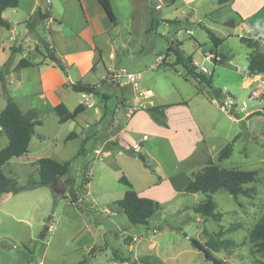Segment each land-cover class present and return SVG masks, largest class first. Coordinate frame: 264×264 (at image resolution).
<instances>
[{"label": "rangeland", "instance_id": "1", "mask_svg": "<svg viewBox=\"0 0 264 264\" xmlns=\"http://www.w3.org/2000/svg\"><path fill=\"white\" fill-rule=\"evenodd\" d=\"M128 1L116 3L120 25L115 39L119 46L125 43L130 53L128 56L119 53L120 49L115 50L116 61L121 59L122 64L113 73L124 68L128 72H143L138 83L141 89H153L156 101L192 100L195 107H200L197 117L202 115L205 120L209 117L202 124L213 163L223 169L256 171L257 180L249 185L255 191L249 197L239 196L238 201L226 191L213 194L217 211L223 216L220 221L205 219L193 210L204 200V194H173L171 187L176 191L179 184L144 190L147 180L129 164L125 169L139 191H148L147 195L162 207L150 219L148 227H133L114 203L126 192V187L119 182L123 171L115 168V151H112L115 149L111 145L115 139L105 143L101 158L91 154L77 156L82 140H67L71 125L58 127L50 114L42 120L44 128L40 130L50 137L48 141L42 144L34 141L29 159L13 158L3 167V173L19 187H26L30 178L38 179L37 157L58 162L75 158L70 168L74 183L68 184L63 193L40 187L0 195V264H78L84 258L88 259L86 264H214L195 248L191 239L206 246L224 264H264V254L255 249L250 239L252 230L264 216V116L253 114L264 106V76H249L251 50L239 39L252 36L242 34L241 28L233 30L225 25L231 15L221 9L217 0ZM154 19L160 21L159 26L156 32L148 34ZM235 20L240 21L238 17ZM205 27L224 39L220 46L215 47L211 42ZM176 40L183 43L182 49L187 55L194 56L200 71L206 68L204 73L208 77L212 75L213 86L228 94L224 100L226 112L217 108L205 93L198 94L197 84L184 77L181 66L169 68L173 55H166V50ZM259 50L264 53V42ZM210 53L217 55L216 65L214 59L212 62L206 59ZM112 82L115 81L112 79ZM10 88L13 95L24 90L15 84ZM20 105L24 109L28 106L21 101ZM84 118L97 119L96 108L87 111ZM236 136L239 138L233 143L231 156L220 161V151ZM104 139L106 135L102 134L101 141ZM186 140L191 146L195 137L189 135ZM209 159L204 158L202 164L206 165ZM199 164L200 160L196 159L188 168ZM85 168L91 180L87 193L77 190ZM172 171L171 167L167 168L168 173ZM59 194H65L66 198ZM76 196L92 206L97 228L88 216L70 205L69 200ZM166 219H175V228L181 230H173ZM122 233L123 237L115 236ZM105 242L108 244L105 251L89 256ZM115 250L121 255L116 259Z\"/></svg>", "mask_w": 264, "mask_h": 264}, {"label": "crops", "instance_id": "2", "mask_svg": "<svg viewBox=\"0 0 264 264\" xmlns=\"http://www.w3.org/2000/svg\"><path fill=\"white\" fill-rule=\"evenodd\" d=\"M18 1V8L8 9L3 13V19L10 24V29L0 25V70L8 63L10 86L15 84L16 87L24 88L17 95H13L10 88V95L23 114L34 110L41 122L35 128L28 152L20 158L29 159L34 141L41 144L48 141L50 137L42 134L40 130L44 128L42 120L51 114L58 127L71 125V131L68 132L75 133L74 138L82 140L83 155H94L95 151L103 150L105 143L113 139L123 148L133 147L142 152L162 175L161 182H158L156 174L147 169L138 158L130 157L119 149L112 150L115 151V168L123 171V175L128 177L140 197L153 200L147 192L152 188H160L163 184L169 187L179 184L176 191L171 187V192L183 194L189 180L205 168L202 160L207 157L211 159L205 134L207 132L202 124L209 120V117L207 120L202 115L198 118L197 111L200 107H195L192 100L178 98L160 102L155 100L156 93L150 87L141 89L139 83L135 86L126 77L125 81L122 78L118 82H112L113 71L122 64L121 59L116 61L115 50L120 49L119 53L127 55L130 53L125 43L119 46V41L115 39V31L120 25L116 3L121 0H110L116 24L110 21L98 0H51L49 6L42 4L41 0ZM230 5L231 9H228ZM219 6L228 11V16L231 15L228 21L233 20L236 23L237 26L232 28L233 30L241 28L242 34L252 37L254 30L264 32V0H233L227 5ZM39 9L48 12L46 19L37 16ZM236 17L240 19L239 22L235 20ZM52 54L58 58L56 63L49 57ZM111 55L114 58H111ZM209 55L214 56L213 53ZM22 59H26L33 66L15 70ZM193 59L198 67L194 56ZM213 59L216 65L217 55ZM58 63L65 66L67 74L57 66ZM123 70L128 72V69ZM135 74H139L140 79L143 76V72ZM258 76L260 75L252 77ZM77 82L95 85L98 94L72 91L70 85ZM100 94L107 95L108 99H104ZM167 95L170 93L167 92ZM4 97L3 93H0V113L6 105ZM20 101L22 104L27 103L26 109L21 107ZM212 103L226 112L225 107L215 101ZM80 105L84 107L83 113L75 120L60 123L66 112H73ZM151 106H165V125L154 122L143 110ZM92 108H96L98 118L85 119L87 111ZM102 134H105L107 139L101 141ZM189 135L195 137L191 146H188L186 140ZM7 144V135L0 127V151ZM196 159L200 160V164L189 169L188 166ZM129 164L147 180L148 185L144 189L148 190L147 192L139 191L129 171L125 169ZM168 167L173 169L172 173L167 172ZM69 203L75 206L70 200ZM174 220L166 219L165 222L175 227Z\"/></svg>", "mask_w": 264, "mask_h": 264}, {"label": "trees", "instance_id": "3", "mask_svg": "<svg viewBox=\"0 0 264 264\" xmlns=\"http://www.w3.org/2000/svg\"><path fill=\"white\" fill-rule=\"evenodd\" d=\"M175 2L176 0H168ZM233 0H217L219 5H227ZM99 4L107 14L108 18L113 24H116V16L113 11V7L110 0H98ZM42 4L46 3V0H41ZM19 7L18 0H0V25L4 28L10 29V24L3 19V13L8 9H16ZM37 16L41 19L48 17V12H42L39 9ZM175 23V21H172ZM242 22V21H241ZM160 21L154 19L151 27L147 30L148 34L156 32ZM230 28H235L237 25L233 20H229L225 23ZM211 42L215 47L220 46L224 39L219 38L214 32L206 28ZM240 42L244 44L251 53L248 56V74L253 75H264V53L261 52L260 45L264 42V32L254 30V37H239ZM183 43L176 40L173 41L167 48L166 55H173L174 61L170 67L176 69L181 66L184 70V77L186 79L193 80L197 86V92L205 93L212 101H215L221 107H225V98L228 96L222 89L216 88L212 83V75L208 77L203 71L195 65L192 55H187L182 49ZM47 51L50 49L46 47ZM161 56V55H160ZM159 56V57H160ZM53 62H57L58 58L52 54L49 56ZM33 65L26 59H22L17 65L15 70H21L24 68L32 67ZM57 66L67 74L66 68L62 63H58ZM8 63L3 66L0 70V82L2 85L3 93L5 94L6 105L0 113V127L3 132L7 135L8 144L0 151V195L2 194H17L25 190H34L40 187H51L57 186L59 178L67 179L70 177V168L74 159L67 162L60 163L50 158H40L37 160L38 164V175L37 180L30 178L26 187H19L14 179L6 177L2 171V168L8 164L13 158H20L26 155L29 149V145L32 137L35 135V128L41 124L37 119V114L34 110L23 114L19 106L9 93V76L10 71L8 69ZM72 91L76 93L85 94H98L97 87L95 85L86 84L83 82H77L70 85ZM104 99H108L105 94H100ZM264 100V95H263ZM149 114L151 119L159 125H165V106H151L143 109ZM84 107L78 106L73 112H66L60 119V123H65L69 120H75L81 113H83ZM255 115L264 116V106L261 110L254 112ZM76 137L75 133H70L67 136V140ZM239 138L236 136L232 143L227 144L219 154V160L223 161L228 159L233 152V143ZM113 149H119L130 157L138 158L142 164L149 169L153 174H156L158 182H161L163 177L158 173L157 169L147 159V157L137 150V148L128 147L123 148L119 146L118 141L111 143ZM83 147L78 151L77 156L83 155ZM88 168L83 171V179L81 185L78 187V192H86L88 185L91 180L87 177ZM257 180L256 171H245L238 169H223L220 166L213 163L209 159L206 163L204 170L197 174L194 178L190 179L187 186L184 189V193L188 195H195L202 193L206 198L194 207L196 214L200 215L205 219H212L220 221L222 214L217 211V206L213 202L212 195L219 191L228 192L236 201L239 196L249 197L254 193V188L249 187L250 184ZM119 182L126 187V192L122 199L116 200L115 205L122 208L126 217L133 227L136 226H149L150 219L153 215L161 210V205L148 198H143L138 195L134 190L133 185L125 175H122ZM71 186V184L69 185ZM65 195V194H64ZM64 195L59 194L61 198H66ZM78 211L85 214L90 218L91 224L94 228L97 225L94 223L95 215L90 210V206L79 201V197L76 196L71 201ZM171 226V225H168ZM173 230H181L172 226ZM104 236V232L101 234ZM116 237H123L124 234H115ZM187 237V235H185ZM250 239L258 252L264 254V216L259 223L254 227L250 234ZM127 241V240H126ZM195 248L205 254L206 259L214 264H224V262L216 258L209 249L200 243L198 240L191 239ZM108 244L105 242L103 246L94 248L89 256H95L99 252H103L107 249ZM115 258H119V251L115 250ZM87 258H84L78 264H86ZM147 264V263H144Z\"/></svg>", "mask_w": 264, "mask_h": 264}, {"label": "built area", "instance_id": "4", "mask_svg": "<svg viewBox=\"0 0 264 264\" xmlns=\"http://www.w3.org/2000/svg\"><path fill=\"white\" fill-rule=\"evenodd\" d=\"M46 4L49 6L51 4V0H46ZM111 58H113L114 56L111 55L110 56ZM214 58L213 55H207L206 56V59L207 60H212ZM203 72H207L206 71V68H203L202 69ZM139 74H135V73H128L126 70H117L113 73V81H119L120 79L126 77L128 79L129 82H131L132 84H134L135 86L137 85L138 83V80H139ZM102 151L101 150H98V151H95L93 154H94V158H98L100 157ZM101 158V157H100Z\"/></svg>", "mask_w": 264, "mask_h": 264}, {"label": "water", "instance_id": "5", "mask_svg": "<svg viewBox=\"0 0 264 264\" xmlns=\"http://www.w3.org/2000/svg\"><path fill=\"white\" fill-rule=\"evenodd\" d=\"M72 183H74V180L70 177L67 179L59 178L57 181V186L55 187V191L57 193H63V192H65L67 185L72 184ZM140 264H142V263H140Z\"/></svg>", "mask_w": 264, "mask_h": 264}]
</instances>
